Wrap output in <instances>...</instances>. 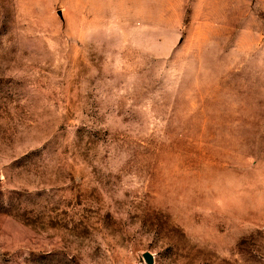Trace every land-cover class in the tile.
<instances>
[{
    "label": "rangeland",
    "instance_id": "374dc122",
    "mask_svg": "<svg viewBox=\"0 0 264 264\" xmlns=\"http://www.w3.org/2000/svg\"><path fill=\"white\" fill-rule=\"evenodd\" d=\"M147 252L264 264V0H0V264Z\"/></svg>",
    "mask_w": 264,
    "mask_h": 264
},
{
    "label": "water",
    "instance_id": "95a60500",
    "mask_svg": "<svg viewBox=\"0 0 264 264\" xmlns=\"http://www.w3.org/2000/svg\"><path fill=\"white\" fill-rule=\"evenodd\" d=\"M144 258L149 264H153L154 263V256L150 252L145 253L144 254Z\"/></svg>",
    "mask_w": 264,
    "mask_h": 264
}]
</instances>
